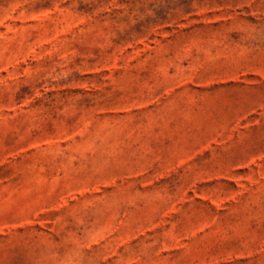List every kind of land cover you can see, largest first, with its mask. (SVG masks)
I'll return each mask as SVG.
<instances>
[{
  "label": "rangeland",
  "instance_id": "374dc122",
  "mask_svg": "<svg viewBox=\"0 0 264 264\" xmlns=\"http://www.w3.org/2000/svg\"><path fill=\"white\" fill-rule=\"evenodd\" d=\"M0 264H264V0H0Z\"/></svg>",
  "mask_w": 264,
  "mask_h": 264
}]
</instances>
